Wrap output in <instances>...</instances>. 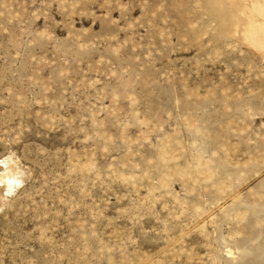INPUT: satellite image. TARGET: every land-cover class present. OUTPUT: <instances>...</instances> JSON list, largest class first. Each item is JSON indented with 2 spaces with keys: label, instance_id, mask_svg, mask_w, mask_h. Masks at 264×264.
Returning <instances> with one entry per match:
<instances>
[{
  "label": "rangeland",
  "instance_id": "374dc122",
  "mask_svg": "<svg viewBox=\"0 0 264 264\" xmlns=\"http://www.w3.org/2000/svg\"><path fill=\"white\" fill-rule=\"evenodd\" d=\"M233 1L219 23L209 0H0V264L228 261L218 237L238 226L210 220L232 196L212 203L214 178L168 177L166 162L220 140L254 172L233 208L264 205V151L245 149L264 147V57Z\"/></svg>",
  "mask_w": 264,
  "mask_h": 264
},
{
  "label": "bare ground",
  "instance_id": "6f19581e",
  "mask_svg": "<svg viewBox=\"0 0 264 264\" xmlns=\"http://www.w3.org/2000/svg\"><path fill=\"white\" fill-rule=\"evenodd\" d=\"M246 1H248V3L244 7H240L241 9L239 12V13H241L242 16L245 15L244 18L246 20V24L243 27L240 35L247 45H249L255 51L260 52L262 54V56L264 57V0H246ZM235 3L236 2H234L233 0H209V2L206 3V6H207V9L213 13L212 16L219 19V23H220L222 20L226 19L225 18V16H226L225 4L233 7ZM235 6H237V4H235ZM233 11H234V9H233ZM236 11H238V10H236ZM212 16H211V18H212ZM229 17H230V15H229ZM228 21L232 22L231 18H230V20L228 19ZM228 21H226V24ZM222 28L223 27L220 26V29H219L218 33L216 34V36H219V39L217 37L216 38L218 40L221 39L220 40L221 44H222V42H224L222 37L225 34V33L223 34V32H222ZM227 30H228V28H227ZM229 30H230V28H229ZM231 30H233V29H231ZM235 32H236V30H235ZM214 37H215V35H214ZM220 42H218V43H220ZM228 44L229 43H225V46L230 47L231 45H228ZM220 46L221 45H219V48L224 47L223 44L221 47ZM231 47H233V46H231ZM196 130H198L197 127H196ZM241 142H243V141H241ZM203 144H204L203 146L198 145L196 147H194V145H193L195 153L192 155L190 154L191 161L187 160L186 159L187 157H184L185 159H183L184 160L183 163L178 162L180 160L179 155H177L178 153L177 154L174 153L175 152L174 149L169 150V152H167L168 161L166 162L167 172H169L168 177L169 176H178V178H180V180H182V179L185 180L189 177V178H191V183H193V184L201 181L200 174L203 176V179H205L204 181L214 178V180L209 182L210 185L205 184V187H203V188H207V186H209V187L213 188L212 196L210 198L211 202L218 204L219 201L221 202V200H223L224 195L232 196L233 201L229 207L223 209L220 212L219 220L216 219L214 221V218L213 219L211 218L210 222L212 224H219L220 225L222 223H225L226 225L227 224H230V225L234 224L235 226L236 225L238 226L236 229H232L231 231H228V233L225 234L226 236L219 234V237H218V242L220 243L219 246L222 248V251L225 253V256L228 258V261L225 264H239V261H240V264H252V263H254V261H258V262H261L262 264H264V224L262 226L260 225V222L263 221L262 218L264 217V209H263L264 205L259 206V205L254 204V205H250L244 209H241L239 207L233 208V205L238 204V202H239V201L236 202L238 200L239 196L237 194L235 195V193H237L238 187L240 185L246 183L248 178L250 177V175H252L254 172L249 175L244 169L233 168L230 165H228L226 163L225 158L221 157V155H219V152H218L221 148H222L221 150H223V147H224L223 144L220 142V140L218 141L216 139V140L210 141L209 142V144H210L209 149H207L206 143H203ZM245 149H247V151L249 153L253 152L254 154H256L255 156H253L254 159H258L259 157L261 158V154L259 156L257 154L261 153V151H264V147H262L260 145H247V147ZM220 153H221V151H220ZM165 154H166V152L163 153L161 156V159L163 161H166ZM185 154H183V155H185ZM181 160H182V158H181ZM9 163H10V161L9 162L6 161L5 164H7L9 166ZM212 163H214V168H211ZM160 165L162 166V164H160ZM7 170L8 171H5L6 173L1 178L7 180L10 184H13L15 182L17 183L18 179H17V175H16L15 171H13L12 168H7ZM192 172L195 173L194 177L192 175ZM0 176H2V175H0ZM160 181H161L160 182L161 184L164 183V181H162V180H160ZM167 182L165 180L166 184H167ZM187 189L189 191L192 190V188L191 187L188 188V186H187ZM226 189H230L228 194L226 192ZM230 192H232V193L230 194ZM194 193H195V190H194ZM257 194L258 195L260 194V196L258 197V200L263 198L262 191H261V193H260V191H258ZM194 195H196V194H194ZM206 199H207V197H206ZM155 200H156V198H155ZM254 201H256V200H254ZM197 202H199V201H197ZM194 203H196V201ZM202 207H201V205H196V206L194 205L195 214L197 216L198 215L201 216V214L205 212V210L202 209ZM203 210H204V212H203ZM246 211H250L252 214H254V213L260 214L256 219L253 220V222H250V226L249 225L248 226L240 225V222L243 219H245ZM231 212H233V214ZM173 216H175V215H173ZM194 217L197 219L196 216H194ZM255 227H257V228H255ZM201 228L203 230H205L203 228V226H201ZM244 230L250 231V233L248 232L246 234V232ZM165 231H167V230H165ZM225 232H226V230H225ZM243 232H244L245 236L241 239L240 238L238 239L236 235H239ZM234 250H236L237 252L235 253Z\"/></svg>",
  "mask_w": 264,
  "mask_h": 264
}]
</instances>
